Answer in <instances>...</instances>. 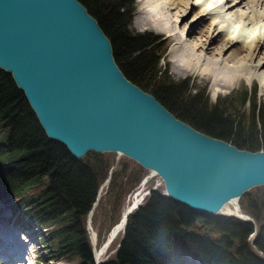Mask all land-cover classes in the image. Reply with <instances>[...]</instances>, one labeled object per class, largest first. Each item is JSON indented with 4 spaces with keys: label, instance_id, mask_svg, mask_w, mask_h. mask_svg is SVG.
<instances>
[{
    "label": "trees",
    "instance_id": "trees-1",
    "mask_svg": "<svg viewBox=\"0 0 264 264\" xmlns=\"http://www.w3.org/2000/svg\"><path fill=\"white\" fill-rule=\"evenodd\" d=\"M79 1L109 38L126 78L195 129L241 149L264 150V102L254 88L211 101L167 74L165 47L129 28L135 0ZM110 160L95 152L75 158L48 138L11 74L0 68V200L22 227L38 231L49 260L95 264L86 215ZM126 193L122 184L112 202ZM240 208L255 227L231 215L199 214L152 190L127 216L113 255L98 264H264V215L253 202Z\"/></svg>",
    "mask_w": 264,
    "mask_h": 264
},
{
    "label": "water",
    "instance_id": "water-1",
    "mask_svg": "<svg viewBox=\"0 0 264 264\" xmlns=\"http://www.w3.org/2000/svg\"><path fill=\"white\" fill-rule=\"evenodd\" d=\"M0 68L46 136L75 158L88 152L130 158L159 176L165 196L199 214L219 215L264 185V150L195 129L126 78L109 38L79 0H0ZM138 206L121 214L124 225ZM243 215L236 217L254 225Z\"/></svg>",
    "mask_w": 264,
    "mask_h": 264
},
{
    "label": "bare ground",
    "instance_id": "bare-ground-1",
    "mask_svg": "<svg viewBox=\"0 0 264 264\" xmlns=\"http://www.w3.org/2000/svg\"><path fill=\"white\" fill-rule=\"evenodd\" d=\"M189 3L191 7L195 5L198 8V11L194 10L198 13L192 17L195 22L191 27L208 21L211 28L205 38L193 42L190 41L192 28L188 29L190 21L184 19L187 13L184 9ZM257 6L264 8V0H142L134 23L141 30L163 33L174 38L171 52L173 67L178 75H207L218 91L231 88L241 78L247 81L256 79L259 92L264 95V9L258 11ZM241 7L247 11H241ZM229 14L239 19V22L234 21ZM235 44L232 51H229ZM138 204L132 203L125 211ZM231 204L233 208L226 204L223 212L244 218L245 213L240 205L236 202ZM11 223L0 218V264H35V257L29 255L31 233L18 236L13 230L17 226ZM121 224L119 232L124 228L122 216L101 244L99 256L116 237ZM95 243L96 240L93 241L94 250ZM95 253V260L98 261L99 257Z\"/></svg>",
    "mask_w": 264,
    "mask_h": 264
},
{
    "label": "rangeland",
    "instance_id": "rangeland-1",
    "mask_svg": "<svg viewBox=\"0 0 264 264\" xmlns=\"http://www.w3.org/2000/svg\"><path fill=\"white\" fill-rule=\"evenodd\" d=\"M142 0H135L134 8L131 13V18L129 21V28L134 31V32H139V33H147L149 34L153 39L156 40V44L159 47H165V59L163 61L164 67L167 71V74L171 76L175 80L179 79H185L186 82L188 83L189 87L191 89L195 90H203L209 100L215 101L218 97H225L228 94H232L236 91L239 90H247V91H252L254 88V94L255 97L264 102V95L260 94L259 88H258V82L256 79L252 81H247L245 78H241L238 81L234 83V85L225 90L218 91L215 89V86L213 85L211 78L207 75H199V74H187V75H178L173 67V53L171 52L172 48L174 47L173 43H175L174 38L171 35H166L163 33H155L150 30H141L139 29L135 23V17L139 11L140 3ZM246 3V1H244ZM256 10L261 11L262 7L257 6ZM246 9L245 7H241V11ZM184 10H187V13L185 14L186 18L185 21H190L188 29L191 31L192 35L190 36V41L193 40H200L201 38H205V36L210 32L211 28L209 27L208 21L202 24L194 25L193 27L192 24L193 19L192 17L197 15L198 12H195L196 10L198 11L197 6L193 5V7L190 6V3L188 4L187 7H185ZM195 10V11H194ZM247 11V9L245 10ZM231 12V11H230ZM228 12V13H230ZM263 12V11H262ZM232 13V12H231ZM231 18H235L232 14H229ZM238 21L239 19H234V21ZM208 24V25H207ZM199 26V27H198ZM210 28V29H209ZM253 29V28H252ZM208 30V31H206ZM182 33V31L180 30ZM191 43V42H190ZM216 43L213 44L215 46ZM237 44L233 45L230 47L229 51H232V49L236 46ZM242 55L241 57H243ZM240 57V58H241ZM104 154V158H109L112 161V164L110 167L107 168L105 172L104 179L102 180L101 184L106 181V179L109 176V171L110 168L111 174H110V180L108 183H105L104 186L101 187V190L99 192V199L97 203L94 205L92 209V213L86 218V230L89 235V240L92 246V251L93 254L97 255V260L102 261L106 259L107 257H111L115 251V248L117 246V242L119 241L122 231L120 225V229H118L116 233V237L112 240L110 243L109 247L107 250L105 249V253L103 252L99 256V250L101 248V244H103L107 237L108 233H110V230L119 222L121 218V213H124L125 209L129 207L132 203H143L145 198L147 197L149 191L151 190H163V182L159 178L158 175L153 173L150 170H147L145 168H142L139 164H137L135 161L131 160L130 158H127L123 155L114 153V152H104L101 153ZM117 178L115 180V183L113 185V193L111 195H108L110 192L108 186L110 184L111 178L114 177ZM100 184V185H101ZM126 185V191L127 193L124 196L123 200L112 202V196L116 191L120 189L121 185ZM100 187V186H99ZM125 191V190H124ZM143 194V198H142ZM255 203L256 207H258L262 214L264 215V185L261 186H255L251 189H249L246 192V195H241L240 198L238 199L239 205L242 204H252ZM116 204V205H115ZM229 207L233 208L231 206L232 204L229 203L227 204ZM132 206V205H131ZM130 206V207H131ZM226 207V206H225ZM223 209V208H222ZM223 215H230L223 210L220 212ZM0 218H4L17 227L14 226L13 230L16 231V234L18 236H24L27 233L30 234L31 240H29V250H31V253L29 252L30 257L32 258L31 255H33L36 259L35 264H75L76 260L74 258H63L59 260H49L48 255L45 254L44 249L42 248L41 244L39 243V233L38 231H35L34 229L22 227L17 220L14 219L13 215L11 212L8 210L7 206L3 203L2 200H0ZM96 240L95 243V249L94 250V245L93 241ZM95 257V256H94ZM34 261V260H30Z\"/></svg>",
    "mask_w": 264,
    "mask_h": 264
}]
</instances>
